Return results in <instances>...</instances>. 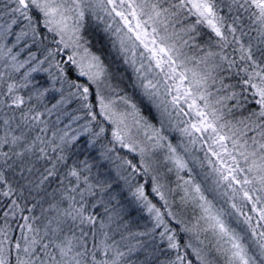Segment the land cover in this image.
Instances as JSON below:
<instances>
[{
  "label": "snow or ice",
  "instance_id": "snow-or-ice-1",
  "mask_svg": "<svg viewBox=\"0 0 264 264\" xmlns=\"http://www.w3.org/2000/svg\"><path fill=\"white\" fill-rule=\"evenodd\" d=\"M0 264H264V0H0Z\"/></svg>",
  "mask_w": 264,
  "mask_h": 264
}]
</instances>
